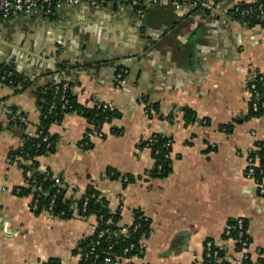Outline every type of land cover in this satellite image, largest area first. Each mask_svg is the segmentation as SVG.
Returning <instances> with one entry per match:
<instances>
[{
	"label": "crops",
	"instance_id": "1",
	"mask_svg": "<svg viewBox=\"0 0 264 264\" xmlns=\"http://www.w3.org/2000/svg\"><path fill=\"white\" fill-rule=\"evenodd\" d=\"M221 10L171 0L149 6L141 17L126 4L94 8L66 6L52 16L17 15L3 23L0 61L31 81L0 84V102L16 106L36 124L38 87L68 80L78 102L108 104L121 116L103 125L102 136L82 114H67L50 127L56 151L40 157L41 170L67 183L68 196H82L93 184L120 211L121 226L134 211L151 219L142 256L116 264H200L205 242H216L231 261L264 264V195L247 178L248 154L264 140V117L246 118L248 79L264 72V32L233 20L225 9L241 2L213 0ZM63 63L64 70L58 69ZM122 74V77H119ZM158 104L160 116L148 105ZM183 108L194 111L186 120ZM0 105V264H79V242L94 233L96 217L75 209L69 219L36 214L31 195H19L23 171L8 160L21 131L8 127ZM255 132V134H253ZM155 133L172 137L171 171L151 177L154 158L142 141ZM130 174L126 182L107 169ZM243 218L246 248L224 239L231 219Z\"/></svg>",
	"mask_w": 264,
	"mask_h": 264
},
{
	"label": "trees",
	"instance_id": "2",
	"mask_svg": "<svg viewBox=\"0 0 264 264\" xmlns=\"http://www.w3.org/2000/svg\"><path fill=\"white\" fill-rule=\"evenodd\" d=\"M261 1L264 2V0ZM247 5L246 2L240 3L242 8H245ZM149 6L147 3H144L141 8L146 11ZM255 23L251 22L248 24V27L255 25ZM0 66L14 71V86L23 84L27 87L31 83L30 80L26 79L24 75L20 74L7 62L0 61ZM58 69L59 71L64 70V64H58ZM64 81L68 82V80ZM72 87V84L69 83V88L64 93L65 99L68 101L65 108L62 106L64 103L62 99L64 90L62 85L54 82L36 89L35 94L40 108V120L35 124L38 129L33 136L26 133L25 127L20 124L18 119H11L9 117V129L21 131L23 142L17 148L10 150L8 157L11 158L12 164H16L23 171V175L27 181L25 185L15 187L13 191L16 192L20 188L19 195H31V197L33 196L32 200L37 198L38 208L34 210L36 214L49 211L53 217L69 219L74 216L76 209L82 217H96L97 224L94 233L83 238L74 250L75 253H80L81 255L79 264H116L124 259L142 256L145 249L141 247V244L151 233V219L142 211H134V222L131 225L121 226L120 211L113 212L110 208L109 200L93 184H89L85 193L80 197L68 196L67 189L60 188V191H57L58 188L54 186L55 182L52 179V174L54 173L51 169L48 167L47 170H41L40 168V157L53 154L56 151V137L50 135L51 125L61 123L67 114L77 113L87 117L88 121L93 124L91 131L102 130L105 123L111 122L115 117L121 116V112L114 110L109 105L105 107L103 103L95 105L92 108L81 105ZM12 108L14 111L20 112L16 106H12ZM147 109L152 117L154 116L151 111L152 109L160 116L158 104L148 105ZM183 110L186 113V120L191 121L194 111L190 108H183ZM251 117H264V110L255 111L250 102L246 118ZM1 129L2 125L0 124ZM45 134H49L50 136V146H48V142L43 141ZM171 143L172 137L162 133H155L149 139L139 144V148H144L146 144H150L151 153L154 158V167L148 172L149 176L163 177L171 171ZM252 154L260 158V166L256 167L255 175L259 179L261 178L260 169L264 166V140L259 142L258 147ZM107 175L113 179L122 178L123 180L127 176V181L124 180L125 183L135 179L132 175L121 174L113 168L107 169ZM52 199H55V201L52 210H50ZM229 224L233 227L232 237H235L238 232L236 227L237 220L231 219ZM136 225H138V228L135 229ZM123 227H128V230L122 232ZM101 232H104V234L99 236ZM97 241L99 244L95 245V251L92 252L91 249ZM221 251L224 254L223 250ZM107 256H112V260L109 263L105 261ZM48 264L61 263L59 259L51 258ZM244 264L253 263L250 259H246Z\"/></svg>",
	"mask_w": 264,
	"mask_h": 264
},
{
	"label": "built area",
	"instance_id": "3",
	"mask_svg": "<svg viewBox=\"0 0 264 264\" xmlns=\"http://www.w3.org/2000/svg\"><path fill=\"white\" fill-rule=\"evenodd\" d=\"M161 0H0V40L4 38L3 31V23L20 14L23 15H44V16H52L62 10L66 6H78L81 4H88L94 8H104L106 6H115L126 4L134 8V10L141 16H144L145 11L141 8L144 3L148 5H155L159 3ZM172 4L176 8H181L184 4H193L197 7H201L209 12H219L221 8L219 5L213 0H171ZM248 4L245 8H242L240 4L233 6L232 8L225 9L228 15L235 21L241 23L244 26H248L251 22H256L255 25L251 27L259 28L262 32H264V2L256 1V2H246ZM14 76L15 73L11 69L3 68L0 66V84L5 86L14 87ZM119 77H122V74H119ZM57 84L62 85L64 100L63 108H65L68 104V101L65 99V91L69 88V83L64 80H59ZM59 88V87H57ZM248 89L251 92V103L255 111L260 109L264 110V73L260 70H254L249 79H248ZM3 111L8 115L11 119H18L20 124L23 125L26 129V133L30 136L36 134L37 127L33 124L29 118L22 114L21 112L14 111L12 106L0 102ZM105 107L108 104L104 105ZM91 134H97L102 136L101 130H95L94 133H90L86 136V141L84 144H90V136ZM255 134V132H253ZM43 141L48 142V146L50 143L49 134H45L43 136ZM23 142L21 139L20 144ZM261 141H258L255 144L254 150L258 147V144ZM145 147L150 148V144H146ZM253 150V151H254ZM253 151L248 154L247 158V168H246V176L247 178L253 180L258 188L260 194L264 195V166L260 169L261 178H257L256 175V167L260 166V158L253 156ZM8 160L11 161V158L8 157ZM52 179L60 191V188L67 189V183L58 175L52 174ZM127 180V178L125 179ZM40 188V187H39ZM21 190V189H20ZM20 190H18L20 192ZM33 197V196H32ZM55 198V195H54ZM55 199H52L50 210H52V206L54 204ZM31 208L36 210L38 208V199L35 198L31 201ZM49 213V211H47ZM237 235L232 237V229L233 227L229 225L225 230V238L230 239L232 242L238 244L241 249H244L249 245L250 238L248 235L247 227H245L246 222L243 218H237ZM140 226V225H139ZM138 228V225L135 226V229ZM128 227H123L122 232H126ZM104 232H101L99 236H102ZM223 239L222 241L226 240ZM99 244L97 241L92 247V252L95 251V245ZM141 247L145 249L147 247L146 240H144L141 244ZM221 247L214 241L209 240L205 242V258L203 262L200 264H229L231 261L227 256L222 254ZM127 252V250H126ZM244 259L234 260L232 264H244ZM112 256H107L105 261L106 263L111 262ZM48 264V263H45Z\"/></svg>",
	"mask_w": 264,
	"mask_h": 264
}]
</instances>
